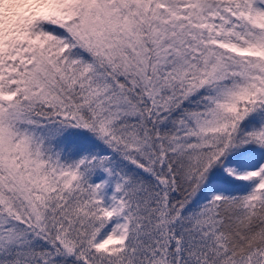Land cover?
<instances>
[{
  "label": "snow or ice",
  "instance_id": "6c2138e0",
  "mask_svg": "<svg viewBox=\"0 0 264 264\" xmlns=\"http://www.w3.org/2000/svg\"><path fill=\"white\" fill-rule=\"evenodd\" d=\"M0 264H264V0H0Z\"/></svg>",
  "mask_w": 264,
  "mask_h": 264
}]
</instances>
